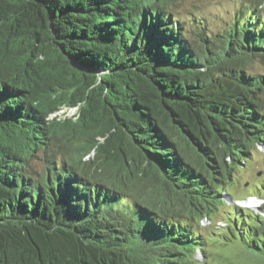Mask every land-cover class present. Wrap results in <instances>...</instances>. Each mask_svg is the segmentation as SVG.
<instances>
[{"label":"trees","instance_id":"16d2710c","mask_svg":"<svg viewBox=\"0 0 264 264\" xmlns=\"http://www.w3.org/2000/svg\"><path fill=\"white\" fill-rule=\"evenodd\" d=\"M182 1L0 0V264H205L264 143V0L214 31ZM236 200L220 241L264 264Z\"/></svg>","mask_w":264,"mask_h":264},{"label":"rangeland","instance_id":"374dc122","mask_svg":"<svg viewBox=\"0 0 264 264\" xmlns=\"http://www.w3.org/2000/svg\"><path fill=\"white\" fill-rule=\"evenodd\" d=\"M240 0H183L180 3L179 11L182 14L193 13L200 21L204 22L208 30H219L225 23L230 21L234 9L237 8ZM174 9V11H176ZM256 68L264 72V68L256 62ZM76 108L63 107L52 114L58 118L72 116ZM231 198L249 201L244 206L246 214L259 212L264 205V143L257 145L253 150L251 159L236 166L232 180L225 186ZM244 198V199H243ZM252 198V199H251ZM253 200V202L251 201ZM232 199L229 204L223 203L218 211L211 216L210 220L202 219L199 232L202 233L205 241L207 257L203 258L201 252L197 257L204 259L205 264H261L255 257L251 256L245 246L236 241L222 242L220 235L226 229L225 222L229 221L232 215Z\"/></svg>","mask_w":264,"mask_h":264},{"label":"water","instance_id":"95a60500","mask_svg":"<svg viewBox=\"0 0 264 264\" xmlns=\"http://www.w3.org/2000/svg\"><path fill=\"white\" fill-rule=\"evenodd\" d=\"M232 198H231V196L230 195H227V196H225V200L226 201H230ZM241 204H243V205H247L248 203H247V201H245V200H241Z\"/></svg>","mask_w":264,"mask_h":264},{"label":"clouds","instance_id":"9594fccd","mask_svg":"<svg viewBox=\"0 0 264 264\" xmlns=\"http://www.w3.org/2000/svg\"><path fill=\"white\" fill-rule=\"evenodd\" d=\"M251 199H252V198H251ZM248 202H249V201H247V203H248ZM248 204H249V203H248ZM248 204H247V205H248Z\"/></svg>","mask_w":264,"mask_h":264},{"label":"bare ground","instance_id":"6f19581e","mask_svg":"<svg viewBox=\"0 0 264 264\" xmlns=\"http://www.w3.org/2000/svg\"><path fill=\"white\" fill-rule=\"evenodd\" d=\"M250 201H251V200H250ZM251 202H253V200H252Z\"/></svg>","mask_w":264,"mask_h":264}]
</instances>
